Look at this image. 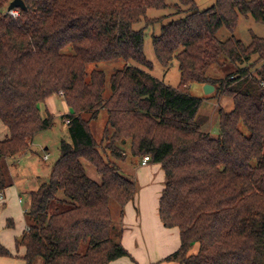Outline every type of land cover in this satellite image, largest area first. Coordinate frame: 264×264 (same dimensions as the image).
<instances>
[{
  "label": "trees",
  "instance_id": "1",
  "mask_svg": "<svg viewBox=\"0 0 264 264\" xmlns=\"http://www.w3.org/2000/svg\"><path fill=\"white\" fill-rule=\"evenodd\" d=\"M10 1L0 0V122L7 131L0 139V191L12 183L7 158L28 151L34 135L53 124L41 104L58 94L69 108L61 116L68 140H60L48 178L28 192V226L15 240L25 264L38 258L41 264H107L130 256L112 234L110 207L113 200L121 215L137 192L135 180L119 169L125 145L164 172L158 215L180 237L165 260L264 264V37L252 34L245 44L216 36L223 25L232 33L240 14L264 24V0H215L203 10L194 0H176L174 10L184 15L138 29L134 24L147 9L169 3L23 0L26 9L13 17L6 13ZM156 24L153 52L164 67L177 61L175 87L148 72L144 29ZM117 58L124 64L109 77L87 68ZM222 61L232 69L209 76ZM192 83L214 86L213 111H202L204 97L190 93ZM102 110L106 122L97 140L90 124ZM83 161L99 181L86 174ZM11 255L0 243V256Z\"/></svg>",
  "mask_w": 264,
  "mask_h": 264
},
{
  "label": "crops",
  "instance_id": "2",
  "mask_svg": "<svg viewBox=\"0 0 264 264\" xmlns=\"http://www.w3.org/2000/svg\"><path fill=\"white\" fill-rule=\"evenodd\" d=\"M52 96L46 99L48 104L47 102L41 104L42 116H45L46 112L54 116L52 107L55 102L50 100ZM61 105L63 112L59 114L68 113L69 108L64 100ZM6 133L7 131L1 123L0 139H3ZM36 134L28 151L6 160L12 183L2 191L4 197L0 202V243L12 255L0 256V264H25L22 258L24 248H16L15 240L28 226L25 217L29 201L28 192L35 188L25 190L20 187L17 180V165L20 158L27 153H32V144ZM44 148L47 149V147ZM141 160L142 157L132 158L130 160L132 169H126L127 167L123 165L125 160L119 163V169L137 183V192L123 206L121 215L119 208L115 213L112 211L114 223L112 234L118 238L130 256L119 257L107 264H178L175 260H165V257L178 249L180 245L179 230L177 227H165L158 215V201L164 186V172L159 163L147 162L143 165ZM22 193L27 194L23 196Z\"/></svg>",
  "mask_w": 264,
  "mask_h": 264
},
{
  "label": "rangeland",
  "instance_id": "3",
  "mask_svg": "<svg viewBox=\"0 0 264 264\" xmlns=\"http://www.w3.org/2000/svg\"><path fill=\"white\" fill-rule=\"evenodd\" d=\"M169 3L168 8L156 9L149 8L146 12L145 19H141L138 23L134 24V28H142L146 25L147 21L158 19L160 23H167L168 21L178 18L184 15V12L177 14L173 8V2L176 0H166ZM215 0H194L196 7L199 10L206 9L211 6ZM160 31V24H156L154 27L148 26L144 29V43H143V52L147 60L152 62V69L148 72L156 77L157 79L162 80L169 86L175 87L179 82V71L177 67V61L173 59L169 66H162L156 59L155 54L153 52L152 47V36L158 34ZM256 35L259 37H264V24L256 22L252 16L247 15H239L236 26L232 33H230L226 27L223 25L218 30L216 36L218 39L224 40L233 36L236 40H240L245 44H248L251 40V36ZM222 64L216 65L212 64L209 68L207 74L212 77L221 78L227 71L232 69V65L227 61H222ZM124 64V61L121 58L109 60V61H99L96 63L88 64V70L91 69H100L102 70L107 77H109L115 70L121 68ZM189 91L192 95L197 97H204L202 111L204 113H210L215 108V104L217 101V96L214 93V90L205 94L203 90V85L199 83H192L189 86ZM50 100H54L55 102L52 111H54L53 116V124L50 128L40 131L36 134L34 143L32 144V153L25 154L18 161V184L20 187H23L25 190L37 188L38 185L45 181L48 178V174L52 164L56 161L59 156V142L61 139L68 140V134L66 129L65 120L59 114L63 112L61 103L63 102L62 97L54 94ZM45 102L48 101L45 100ZM44 105V104H43ZM106 122V114L105 111H100L97 119L91 122L92 134L95 139L99 140L101 136L102 129ZM1 124V122H0ZM209 125L206 123L203 125L202 130H207ZM241 130L247 134L246 128L240 124ZM212 131L216 132L218 130L217 123L214 124L211 128ZM44 147H47L45 149ZM125 151L127 153L125 164L126 169H132V164H130V160L135 158L129 152V146L125 145ZM44 155H47L46 158H43ZM84 168L86 174L96 180L99 181L100 177L97 175L93 165L90 163L83 161ZM125 174V173H124ZM127 175V174H125ZM27 193H22L25 196ZM110 207L112 211L115 213L116 209L119 206L113 201H110ZM6 229H8L6 227ZM84 248V245H82ZM198 249L197 244H195L189 251V253H195ZM42 259H37V264H41Z\"/></svg>",
  "mask_w": 264,
  "mask_h": 264
},
{
  "label": "water",
  "instance_id": "4",
  "mask_svg": "<svg viewBox=\"0 0 264 264\" xmlns=\"http://www.w3.org/2000/svg\"><path fill=\"white\" fill-rule=\"evenodd\" d=\"M14 8H18L20 10H25L26 6L24 4V1L23 0H11L8 3L6 9L7 10H11V9H14ZM203 90H204L205 94H209V93H211L214 90V86L209 84V83H206V84L203 85Z\"/></svg>",
  "mask_w": 264,
  "mask_h": 264
},
{
  "label": "built area",
  "instance_id": "5",
  "mask_svg": "<svg viewBox=\"0 0 264 264\" xmlns=\"http://www.w3.org/2000/svg\"><path fill=\"white\" fill-rule=\"evenodd\" d=\"M6 13L10 14L13 17H17L19 15V9L18 8H14L11 10L6 9ZM67 122H68V120H65V123H67ZM46 157H47V155H44V158H46ZM148 160H149L148 155H144L142 157L141 164H143V165L146 164L148 162ZM3 197H4L3 193H2V191H0V202L3 201ZM19 201H21V199H19Z\"/></svg>",
  "mask_w": 264,
  "mask_h": 264
}]
</instances>
